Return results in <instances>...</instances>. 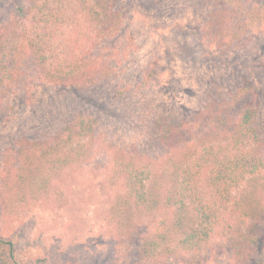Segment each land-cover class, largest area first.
Segmentation results:
<instances>
[{
	"label": "trees",
	"instance_id": "1",
	"mask_svg": "<svg viewBox=\"0 0 264 264\" xmlns=\"http://www.w3.org/2000/svg\"><path fill=\"white\" fill-rule=\"evenodd\" d=\"M111 1L14 3L0 22V109L34 82L82 91L106 77L114 48H93L106 47L118 32ZM207 6L196 33L223 52L247 50L242 45L264 33V0H209ZM258 67L264 70V63ZM247 74L228 97L182 116H151L143 145L117 144L99 131L96 117L83 113L57 129L13 139L0 156L2 214L65 206L70 179L91 168L106 218L133 231L141 255L159 250L189 264H264V138L257 122L264 88ZM0 264L29 263L0 235Z\"/></svg>",
	"mask_w": 264,
	"mask_h": 264
},
{
	"label": "rangeland",
	"instance_id": "2",
	"mask_svg": "<svg viewBox=\"0 0 264 264\" xmlns=\"http://www.w3.org/2000/svg\"><path fill=\"white\" fill-rule=\"evenodd\" d=\"M24 1L0 0V22L14 3ZM111 2V9L120 16L118 32L106 47L99 44L93 51L114 48L108 58L112 71L82 91L40 81L26 94L6 99L0 109V156L13 139L57 129L75 113L96 117L99 131L119 145H143L153 115L172 111L182 116L208 100L228 97L247 73L264 88V70L258 67L264 63L260 57L264 33L244 43V51L223 52L217 44L205 42L196 32L208 13L209 0ZM260 105L257 122L264 138V104ZM98 160H103L102 154ZM70 182L68 203L59 209L35 207L10 218L0 207V235L12 241L18 260L29 264H38L36 259L41 257L47 263L189 264L183 257L166 256L159 250L141 255L133 231L106 218L107 204L93 169L76 171Z\"/></svg>",
	"mask_w": 264,
	"mask_h": 264
}]
</instances>
